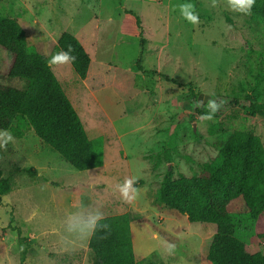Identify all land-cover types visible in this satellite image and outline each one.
<instances>
[{"label":"rangeland","instance_id":"1","mask_svg":"<svg viewBox=\"0 0 264 264\" xmlns=\"http://www.w3.org/2000/svg\"><path fill=\"white\" fill-rule=\"evenodd\" d=\"M183 3L196 6L198 24L183 19L179 11ZM211 3L0 0L1 16L20 18L26 29H33L32 39H41L33 41L36 52L51 58L55 49L52 41L62 32L76 29L102 47L105 45L100 39H110L114 47L107 53L102 49L99 56L122 69L115 75L120 89L114 97L120 120L110 124L71 66L60 76L52 64L84 129L90 136L101 134L94 140L102 149L106 147L107 170L78 171L50 151L29 127L9 130L14 142L0 149L2 177L11 186V191L0 198V264H19L22 248L17 232L9 225L19 227L30 241L25 264H91L89 238L71 245L63 239L67 214L81 204L89 210L99 209L104 216H130L137 264H199L216 226L191 223L185 215L162 207L157 193L163 176L168 171L175 177L198 176L231 131L256 135L264 147L262 116L235 109L201 121L191 112L190 89L202 97L251 96L264 111L261 24L252 14L231 11L226 0H219L217 7ZM125 11L139 16L140 37L119 33ZM9 63V54L0 48V72H5ZM0 83L20 86L16 81L0 79ZM85 111L91 114L86 117ZM30 168L36 170L32 178L24 171ZM130 177L137 178L135 187L140 194L126 201L116 185ZM236 235L245 243L247 253L264 255V241L252 238L249 222H243ZM169 243L175 245L172 254L167 252Z\"/></svg>","mask_w":264,"mask_h":264},{"label":"trees","instance_id":"2","mask_svg":"<svg viewBox=\"0 0 264 264\" xmlns=\"http://www.w3.org/2000/svg\"><path fill=\"white\" fill-rule=\"evenodd\" d=\"M251 14L260 22L264 35V0H256ZM140 27L139 16L125 11L120 33L140 37ZM33 32L24 27L20 18L0 15V48L10 56L9 66L0 72V79L20 83L19 87L0 83V130L27 126L72 168L78 171L98 168L103 162L102 144L88 138L76 110L51 71L49 58L33 49ZM69 46L76 57L71 66L83 81L91 59L75 36L62 32L56 49L67 50ZM189 96L191 112L196 116L207 111L206 107H196L197 101L203 100L206 105L211 99L225 102L213 118L235 109L264 117V111L251 96L202 97L192 89ZM24 171L31 178L36 174L34 168ZM10 191L11 186L0 169V198ZM157 201L162 207L185 215L191 223L216 226L205 257L207 264H264V255L247 253L245 243L236 235L237 228L249 222L252 238L264 241V147L258 136L237 130L229 132L219 143L216 156L203 165L198 176L175 177L171 171L166 172ZM102 223L110 225L111 232L106 239H101L102 231L89 238L91 264H137L130 216L127 213L105 216ZM9 228L17 232L16 239L22 248L19 264H25L30 241L22 236L19 227L9 225Z\"/></svg>","mask_w":264,"mask_h":264},{"label":"clouds","instance_id":"3","mask_svg":"<svg viewBox=\"0 0 264 264\" xmlns=\"http://www.w3.org/2000/svg\"><path fill=\"white\" fill-rule=\"evenodd\" d=\"M256 0H226L229 9L236 13L250 15L251 9L255 5ZM219 0H212L211 6L217 7ZM196 6L192 3H183L179 5V11L183 19L192 25L200 22L199 14L196 12ZM230 27V26H229ZM73 49L71 46L67 50L61 49L54 53L50 60V64H71L76 60L72 55ZM225 102L217 103L215 100H208L205 105L203 100L197 101L196 107H206L205 114L200 115L201 121H210L213 119L216 112L220 110ZM14 142L13 134L7 130H0V149H6L9 143ZM136 177L126 178L123 183L117 184L116 189L119 191L121 197L126 201L135 200L140 191L135 187ZM104 214L99 209L89 210L86 206L81 204L77 210L67 214L64 221V242L68 245L73 244L76 240H85L94 235L97 231L104 232L101 239H106L110 235L111 227L106 223H102ZM175 251L174 244H167V252L172 254Z\"/></svg>","mask_w":264,"mask_h":264},{"label":"crops","instance_id":"4","mask_svg":"<svg viewBox=\"0 0 264 264\" xmlns=\"http://www.w3.org/2000/svg\"><path fill=\"white\" fill-rule=\"evenodd\" d=\"M121 23H122V21H121ZM119 33H120V28H119ZM71 34L77 38V40L82 45L85 52L88 54V56L91 59V65H90V68L88 71L87 78L85 80H83V86L89 92V97H91V99H93L95 101L96 109H100L104 113V115L106 116V118L108 119L110 124H114L116 121L120 120L119 119V112L120 111L115 106V101H114L115 92L118 89H120V83L117 80V78L115 77V75L117 73H119V71L121 72L122 69L121 68L118 69V66H116V64L113 63L112 61L104 60L99 56L101 54L102 49L106 50V53H107L110 50V48L114 47V44H111L110 39H104V40L100 39L101 42L103 41L104 42L103 44L105 45V46L103 45L104 47H102L101 45H99V43L96 39H88L87 36L86 37L83 36L76 29H72ZM128 37H132V36H128ZM33 40H34V42H36L37 40H41V39H33ZM57 40L58 39H54V41H52L54 48H55L53 51L54 53L59 52L56 49ZM140 40H142V39H140ZM44 42L46 43V41H44ZM42 43H43V41H42ZM110 44H111V47H110ZM139 45H140V41H139ZM141 48L142 47H140V49ZM49 60H50V58H49ZM69 65L71 66V64H54V66L52 64H50V68H51V71L53 72V70H52V66H53V69L56 71V73H59V75L62 76L63 71L67 70ZM137 67H138V65H137ZM139 67H140V65H139ZM71 68H72V66H71ZM54 76L57 79V76L55 74H54ZM57 81H58V79H57ZM76 112H77V110H76ZM83 114H84V116L87 117L91 113L89 111H85V112H83ZM92 114H93V112H92ZM85 132H86V134L90 140H93L96 137L101 135V134H98L96 136H90L86 130H85ZM105 148L106 147H103L102 166L99 168H96V169L107 170V168H109V163H108L109 156L107 155ZM205 257H206V254L204 256L200 255L201 261L199 262V264H205L206 263Z\"/></svg>","mask_w":264,"mask_h":264}]
</instances>
